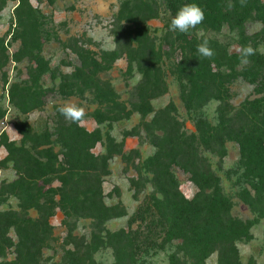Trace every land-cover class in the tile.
<instances>
[{
  "label": "trees",
  "instance_id": "1",
  "mask_svg": "<svg viewBox=\"0 0 264 264\" xmlns=\"http://www.w3.org/2000/svg\"><path fill=\"white\" fill-rule=\"evenodd\" d=\"M188 3L200 5L205 19L188 33H178L177 40L186 43L188 53L175 65L174 74L181 83L183 98L190 110L200 108L212 99L219 102L218 131L238 146L242 177L249 187V190H242L240 198L255 216L264 219V53L259 51L260 45L264 50V1L245 0V6L241 7L240 0H167V8L174 16L182 5ZM229 4L234 7L229 8ZM144 8L150 9L147 5ZM138 11L139 14L133 13L131 27L126 31L127 60L140 75V81L134 88L135 103L131 110L127 111L117 101L110 84L101 80L100 75L107 67L87 49L77 53L80 67L64 79L80 80L81 87L72 85L77 86V92L93 94L102 104L120 110L118 115L108 117L97 113L102 117L99 123H103L105 118L110 122L128 119L132 113L139 114L142 119L153 115L145 126L153 131L155 152L146 160V166L156 189V194L151 197L154 209L163 211L162 221L156 227L160 232L157 235L164 234L160 248L163 250L173 242L178 243L177 251L168 256L169 264H204L213 253H217V264H240L235 242L249 238L252 222L231 218V204L222 194L217 179L198 169L194 148L196 137L187 136L164 111L154 112L152 101L164 91L160 67L164 56L151 42L143 25L141 9ZM15 14L14 42L20 44L21 58L41 68V76L47 64L40 51L43 41L50 39V33L28 0H19ZM250 22L260 24L259 32L246 33L245 27ZM224 26L237 32L239 47L251 42L256 49V54L249 57L251 62L248 65L240 63L239 52L230 54L212 40L209 43L215 55L211 59L197 53V45L203 39L197 38V32L218 33ZM188 36L192 40L188 41ZM0 45L3 46L2 40ZM2 51L3 58L7 60L4 49ZM4 66L3 63L0 68ZM239 78L254 86L256 97L241 103L237 110L240 118L232 123L231 115L235 109L227 100V86ZM9 96L10 104L21 116L35 108L29 92L19 89L16 84L10 87ZM197 119L196 128L203 142L208 144L210 133L199 129L204 121L201 122L200 115ZM14 128L21 137L19 144L9 141L5 134L0 136V145L6 152L0 166L11 164L16 176L5 187L7 194L19 201L21 209L34 211L36 217H21L13 211L0 212V264H38L52 234L49 220L57 210L68 219L91 218L100 222L124 214L120 207H107L103 202L102 178L108 174L109 161L119 156L123 147L115 144L108 134L105 135L106 153L95 156L91 151L103 139L100 131L87 132L64 117L54 129V134L35 132L24 120L17 122ZM174 165L187 172L197 187L198 192L192 200L185 199L178 191L177 181L171 172ZM152 209L153 205L142 210L138 221L143 223L146 216H152ZM10 230L14 232L16 242L8 236ZM72 232L66 237L65 246H70L64 251L66 262L96 264L92 259L96 249H90L84 239ZM107 237L110 243L115 244V264H139L143 251L140 246L143 244H139L138 237L133 238L123 230L108 233ZM156 245L154 242L153 246ZM7 250H13V261H5Z\"/></svg>",
  "mask_w": 264,
  "mask_h": 264
},
{
  "label": "rangeland",
  "instance_id": "2",
  "mask_svg": "<svg viewBox=\"0 0 264 264\" xmlns=\"http://www.w3.org/2000/svg\"><path fill=\"white\" fill-rule=\"evenodd\" d=\"M28 3L50 33V39L43 41L40 51L47 69L39 76L41 68L28 59L21 58L20 44L14 42L15 9L19 0H0V40L3 41V46L0 45V65H5L0 68V136L5 134L9 141L19 144L21 137L14 125L23 120L35 132L54 134V129L63 119L58 108L70 101L83 106L87 111L85 122L79 126L87 132L99 130L103 137L91 151L92 154L102 156L106 153V134L115 144L123 146L121 154L109 161L108 174L103 176L101 187L105 206H118L124 214L100 222L91 218L68 219L57 210L49 220L52 234L38 264H68L64 251L70 247L65 245L67 234L71 230L74 236L84 239L90 249H96L92 254L96 264H115V244L108 241L107 234L121 230L131 234L133 238L138 237L141 241L139 244H143L140 246L143 251L139 264H169L168 256L178 249V243L173 242L161 250L160 243L164 234L157 235L160 232L156 227L162 221L163 211L154 209L151 197L156 194V189L151 183L152 175L146 166V160L155 152L153 131L145 126L153 115L142 119L139 114L132 113L128 119L110 122L105 118L103 123H99L102 117L97 113L108 117L118 115L120 110L102 104L93 94L77 92L76 87H81L80 80L75 82L64 79L80 67L77 53L87 49L107 67L100 75L101 80L108 82L117 101L127 111L131 110L135 103L134 88L140 81V75L134 67L129 66L127 60L126 31L131 27L130 19L133 13L139 12L138 9H141L143 25L148 30L151 42L164 56L160 61L164 91L152 101L154 112L164 111L180 125L187 136L196 137L194 148L198 169L207 171L217 179L222 194L231 204V218L252 222L249 238L235 242L240 264H264V219L255 216L240 198L242 190H249V187L242 177L238 146L226 140L218 131L219 102L212 99L204 106L190 110L184 101L181 83L174 74L175 65L188 50L185 42L177 40L179 32L169 31L173 16L167 8V0H28ZM146 5L150 9L144 8ZM260 29V24L256 22H250L245 27L248 35L259 32ZM197 38L216 41L230 54L239 52L237 32L228 26H224L218 33L199 31ZM187 40L192 38L188 36ZM3 49L7 60L3 58ZM259 51L264 53L261 45ZM12 84L29 92L34 99L31 104L35 108L25 116H21L10 104L9 90ZM227 87V100L235 109L231 115L232 123H235L240 118L237 110L241 103L254 99L256 91L254 86L241 78ZM198 115L202 117L201 122L204 121V124H199V129L210 133L208 144L203 142L200 131L196 128ZM5 157L6 152L0 145V163ZM171 172L180 194L185 199L192 200L198 189L192 183L191 176L177 165L171 167ZM15 178L11 164L0 166V212L13 211L21 217L35 218L34 211L25 212L19 207V201L7 194L5 186ZM152 205V216H146L143 223L138 221L139 213L146 207L152 208ZM8 236L12 241H17L12 230ZM154 242H157L156 246H153ZM6 253L5 261L15 259L13 250H7ZM217 257V253L211 254L204 264H217Z\"/></svg>",
  "mask_w": 264,
  "mask_h": 264
},
{
  "label": "clouds",
  "instance_id": "3",
  "mask_svg": "<svg viewBox=\"0 0 264 264\" xmlns=\"http://www.w3.org/2000/svg\"><path fill=\"white\" fill-rule=\"evenodd\" d=\"M240 4L241 7L245 6V0H240ZM228 7L232 8L234 5L229 4ZM204 19L205 12L200 5L196 3L182 5L172 17L169 31L179 32L181 34L188 33L191 29H195L198 25H201ZM196 50L203 58L211 59L215 55V51L211 48L207 38L201 40ZM238 51L242 65H248L251 62L249 57L256 54V49L252 46L251 42L241 45ZM58 111L66 121L71 123L83 124L87 117V111L83 106L70 101H66L58 108Z\"/></svg>",
  "mask_w": 264,
  "mask_h": 264
}]
</instances>
